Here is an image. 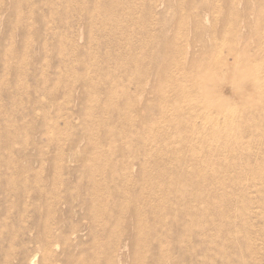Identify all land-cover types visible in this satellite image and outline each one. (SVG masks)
<instances>
[{"label":"rangeland","instance_id":"1","mask_svg":"<svg viewBox=\"0 0 264 264\" xmlns=\"http://www.w3.org/2000/svg\"><path fill=\"white\" fill-rule=\"evenodd\" d=\"M205 48L230 64L264 58V0H0V264H264V182L248 181L233 207L252 242L242 225L209 241L208 220L190 224L174 175L159 173L180 164L144 156L167 143L143 144L160 116L159 79L190 71ZM203 105L197 116L223 124ZM261 120L264 135L255 103L242 143L226 134L221 146L238 156L228 162L264 170ZM196 123L191 148L180 137L194 127L179 123L186 161L208 136Z\"/></svg>","mask_w":264,"mask_h":264},{"label":"bare ground","instance_id":"2","mask_svg":"<svg viewBox=\"0 0 264 264\" xmlns=\"http://www.w3.org/2000/svg\"><path fill=\"white\" fill-rule=\"evenodd\" d=\"M203 52V55L200 54V58H195V55H197L198 53H195V55H193L194 59H192L190 63V71H183L182 75H179V73L178 75H175V73L174 75H172L171 72H168L170 73L169 75L168 73L166 75H162V77L157 75L161 77L159 79L160 82L157 81L159 83V85H157L158 87L155 86L157 87L156 92H158L157 95H159L160 99L158 107L160 116L157 119L154 118V120H152L151 118V120L148 122V125L150 124L149 126L151 127V129H149L147 133L145 132L146 136L143 138V144H145L144 146L146 148L150 146L152 147L151 144H157L159 138L161 140H167V143H165L164 146H161V148L153 145L155 149L153 147L152 148L154 150H151V148L150 150L149 148L146 149L144 156L146 162H148L153 158H161L163 156L165 157L166 155H171L173 159L178 164H180V168L177 166L178 164L176 165L178 168H175L173 170V167L168 166L164 167L163 170H160L159 173L165 174L166 172L170 171V175H174V178L172 179V189L173 192H176L179 196L181 214L185 217V219L190 221V224L194 223L195 221L203 222L204 219L208 220L209 227H207L206 230L203 229L201 231L202 236L207 238L209 241L214 240L224 243L223 237L229 233L226 228L229 227L231 231V228H238L240 225H242L243 229L247 232V236L244 239H247V243L250 244L253 240L251 230L249 229L250 219L244 214L240 216L237 211L234 212L233 207L240 209L238 201L243 198H248L252 188L255 187L254 185H250L248 181H251L252 179H258L264 182V170L263 167L250 169L248 168V165L243 168L241 167V164H238L237 162H228V159L231 157H233V159L238 158V156L235 155L236 145H228V147L231 148L230 150H228V147L221 146V143L227 141L226 134L228 133H233L234 142H231L232 144L242 143L243 131L241 124L245 117V113L247 114L250 113L251 110L253 111L255 103H253L249 107H246L234 120L224 116L223 124H221L218 119L213 120V118L210 117V113L200 114V116H197L199 113H197V110L195 108L200 107L202 104V102H200V100L195 95L194 91V81L197 77L198 71L212 63L221 65L223 67L232 65L224 60L222 56H219L217 54V51H214V49L206 51L205 48ZM174 69L179 70L178 67H174ZM161 70H163V68ZM163 72L167 71L165 70ZM190 91L192 94H189ZM222 91L225 95L228 94L227 96L233 95L232 89L229 86L223 87ZM172 97L173 99H171ZM184 111H190L191 113H189L191 115L193 114L197 117H194L192 120L190 119L191 121H189L182 113ZM159 113L157 114L159 115ZM218 113L220 112L218 111ZM155 117H157V115ZM199 119H201L202 132H207L208 136L202 139L204 140L203 142L205 143V145L200 144L202 145L203 149L200 148V151L199 149H197L196 151L194 150L193 153L191 152V161H186L187 158L185 160L183 159L184 150L181 152L176 146L177 144H179L180 137L179 123L182 124V127L183 125L194 127L191 129L193 130V132H188L189 134H191V136L186 135L187 137H184L182 134L183 138L180 137L181 141L186 144V147L191 148L193 141L201 139L197 136V131H195V128L197 127L196 121ZM262 122V120L259 122H254L253 127L257 136L263 135L261 134L263 132L261 128ZM173 127L175 128L172 129ZM195 135L197 136V139L194 137ZM214 143H216L215 146L218 145L215 151L212 147ZM228 143L230 142L228 141ZM171 156L169 157L171 158ZM144 173L150 175L151 171L149 168H146L144 170ZM151 183L155 185L154 188L157 186V182ZM163 200L165 201V199ZM225 204L227 205V208L229 207L230 214L228 215L224 212L226 210L224 208ZM215 217L218 218L219 223ZM219 225L221 228H219ZM214 230H216L215 234ZM235 239V237L230 238V240H233L231 241L233 245H235ZM34 259L35 256L31 257V260L28 263L34 264ZM75 263V261L73 262V258L67 262V264Z\"/></svg>","mask_w":264,"mask_h":264},{"label":"clouds","instance_id":"3","mask_svg":"<svg viewBox=\"0 0 264 264\" xmlns=\"http://www.w3.org/2000/svg\"><path fill=\"white\" fill-rule=\"evenodd\" d=\"M194 85L195 95L210 111L234 120L253 103H264V58L228 67L209 64L198 71ZM225 85L231 87L232 96L223 94Z\"/></svg>","mask_w":264,"mask_h":264}]
</instances>
